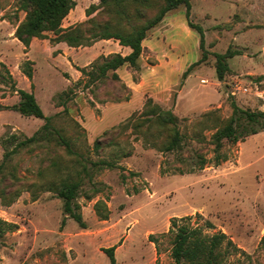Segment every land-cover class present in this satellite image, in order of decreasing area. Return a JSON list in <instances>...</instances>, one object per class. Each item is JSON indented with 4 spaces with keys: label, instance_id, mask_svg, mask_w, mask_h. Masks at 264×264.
<instances>
[{
    "label": "rangeland",
    "instance_id": "rangeland-1",
    "mask_svg": "<svg viewBox=\"0 0 264 264\" xmlns=\"http://www.w3.org/2000/svg\"><path fill=\"white\" fill-rule=\"evenodd\" d=\"M92 4L95 11L87 15ZM191 4V20L203 26L209 54L186 78L183 73L201 58L202 50L200 33L188 26L182 4L148 32L139 70L126 63L117 69V79L112 70L96 79L81 72L75 79L70 74L72 56L83 65L92 56L84 66L90 71L103 56L127 55L125 48L109 39L96 49L81 46L70 54L58 47L50 31L46 37H34L26 48L15 37L26 12L19 0H0V162L6 148L12 149L45 123L4 108L20 100L19 89L35 94L77 153L69 156L64 146L46 139L13 154L0 175V189L8 185L6 192L21 193L11 204H5L0 195V227L5 229L0 236V264H111L103 248L113 245L117 264H176L171 254L175 235L169 232L171 218L187 215L204 232L223 231L240 247L224 253L222 264H264V130L236 143L224 139L220 153L228 159L220 164H216L213 142V134L232 115L233 100L244 109L264 111V0H191ZM89 17L114 19L99 0H77L63 27L69 29ZM229 48L239 54L228 59L230 70L221 81L214 52ZM28 61L31 79L24 73ZM129 84L140 88L133 101L137 108L121 114L110 105L133 98ZM149 98L180 118L185 135L181 149L162 152L152 146L159 143L154 135H138L123 127ZM105 109L107 116H120L114 120L108 116L104 129L95 131L106 116ZM209 112L214 114L205 120ZM97 138L103 143L98 151L94 148ZM126 153L131 154L123 156ZM58 155L72 173L81 172L75 202L86 227L64 212V202L55 192L34 186L46 185L55 177L48 167ZM202 155L208 162L199 169ZM101 160L118 164L92 165ZM161 166L169 170L166 175L160 173ZM15 177L21 179L17 186ZM207 220L215 227L208 228Z\"/></svg>",
    "mask_w": 264,
    "mask_h": 264
},
{
    "label": "trees",
    "instance_id": "trees-1",
    "mask_svg": "<svg viewBox=\"0 0 264 264\" xmlns=\"http://www.w3.org/2000/svg\"><path fill=\"white\" fill-rule=\"evenodd\" d=\"M19 4L20 9L26 12V16L18 24L15 37L26 48L30 46L34 37H46L45 34L49 31L56 35L54 42L65 41L72 47L90 46L102 39H116L122 46L131 48V52L127 55L116 52L103 56L102 62L92 65L90 71L84 67L78 68L83 74H88L93 79L107 76L110 70L113 71V77L117 79L119 78L117 69L126 63L139 70L138 60L143 53V41L146 39L148 32L162 22L168 12L182 4L186 6L188 25L200 33L199 46L202 50L201 58L191 64L183 73L184 78L191 73L195 66L202 64L208 59L209 53L206 49L204 28L191 20V0H99V5L113 15V21L89 17L85 22L78 23L69 29L63 27V21L76 6L77 0H19ZM94 7L95 5L92 4L87 10V15H91L95 11ZM236 54H239V51H234L231 48L223 53L214 52L216 73L219 80H224L230 70L228 59ZM24 73L30 79L33 77L30 61L27 62ZM261 77L264 78V75ZM18 93L20 100L12 106H5L4 108H12L26 116L42 118L45 123L33 135L25 136L17 141L12 149L6 148L3 159L0 162V175L5 174L8 162L15 152L20 148H29L41 140H55L59 145L64 146L67 155H77L73 150L71 140L61 134L55 126L54 116L44 113L35 94L25 89H19ZM60 105H64V103ZM232 107V115L213 134V142L216 151H218L215 157L216 164L228 159L226 156H221L220 153L224 139L236 143L240 140L244 141L248 136L264 130L263 110L252 111L244 109L234 100L232 101ZM0 108H3V105H0ZM207 114L205 120L211 118L214 112ZM179 125L180 118L171 108H164L152 98H149L144 103L143 110L133 112L127 118L123 127L131 128L138 135L152 134L159 142L153 143V147L158 148L162 152H173L183 147L185 135L180 130ZM8 141L10 142L11 140L9 139ZM102 146L101 139L97 138L94 148L98 151ZM130 154L126 153L123 156H129ZM52 158L54 160L51 161L48 170L55 173V177L49 182H45L44 184L46 185L37 182L38 185L34 186L38 187V190L42 188L44 191L55 192L64 202V212L69 214L80 226L86 227L82 213L78 211L80 205L75 202L82 185L81 172L75 171V173H72L74 170L64 165L63 161L60 160V155ZM207 162V157L202 155L198 168H205ZM103 164L109 167H117L118 163L108 160L92 161L93 166ZM83 170H87L86 165L83 166ZM168 172L169 170L161 166L160 173L162 175H166ZM180 173L184 174V172ZM74 174L77 176L74 177ZM39 178L43 180L45 173L41 172ZM14 179L16 181H14L13 185L17 186L21 179L20 177H15ZM7 188H9L8 185H3L0 189V195L2 200L6 202L5 204H11L20 195L21 190L10 193L6 192ZM191 219V215L171 218L169 232L175 234L171 254L176 264H222L224 253L228 254L231 249L240 250V247L235 245L233 239L227 233L217 231L213 234H208L204 232L202 226L191 224L188 221ZM63 221L65 222V219ZM5 224L12 226L11 223ZM206 226L208 228L215 227L210 220L206 221ZM4 230L0 227V236L4 233ZM152 236L151 234L149 238L156 243L157 251H159L157 242L151 239ZM262 239L264 240V237ZM116 248V245L103 248V251L109 255L111 264H117Z\"/></svg>",
    "mask_w": 264,
    "mask_h": 264
},
{
    "label": "crops",
    "instance_id": "crops-1",
    "mask_svg": "<svg viewBox=\"0 0 264 264\" xmlns=\"http://www.w3.org/2000/svg\"><path fill=\"white\" fill-rule=\"evenodd\" d=\"M170 12H168V14H169ZM164 20V19H163ZM163 20H162V22L160 23V25L163 23ZM186 21H187V19H186ZM187 23H188V21H187ZM63 26H65V25H63ZM189 26V25H188ZM104 41H109V39L107 40V39H103V40H100V41H97L94 45H92V46H88V48L89 49H96L97 48V46H103V44H106V43H104ZM144 42H145V40H144ZM144 42H143V46H144V51H145V44H144ZM58 44V47L59 48H66L64 51L66 52V53H70L71 54V52L72 51H75V49H76V47H72V46H69L66 42H64V41H62V42H59V43H57ZM119 45H120V43H119ZM31 46H33V44L31 45ZM120 47H124L125 48V53L126 54H129L130 53V50H131V48L130 47H128V46H121L120 45ZM61 55H63V54H61ZM72 61H69V65H70V70H71V68L73 69L74 68V71L72 72V73H70V74H72L73 75V77L75 78V79H78L79 77H80V74H81V71L78 69V67L79 66H86V65H88L90 62H91V60L93 59L92 58V56L87 60V62L83 65V64H79L78 62H76L75 60H74V58H73V56H72ZM73 63L76 65H78V67H75L74 65H73ZM129 86H131V89H132V92H133V98L131 99V100H129V101H125V102H122V103H120V102H117V103H113V104H111L110 106H115L116 107V109H119V110H121V114H123V112L122 111H127V110H129V108H131L130 110H129V112H128V114L129 113H131L132 111H134V110H136V108L135 107H133V101H134V98L136 97V96H139V92H140V88L137 86V84H129ZM154 90L155 91H157V89H155L154 88ZM183 91V90H182ZM182 91L180 92V94L182 93ZM156 96V95H155ZM179 101H180V98H178V104H179ZM178 104H177V107H178ZM109 106V105H108ZM109 106V107H110ZM142 106V105H141ZM141 106H139V107H141ZM109 107H107V108H109ZM138 107V108H139ZM133 108V109H132ZM107 109H105V113H104V115H106V113H107V111H106ZM109 116V115H108ZM107 115L104 117V119L100 122V124L101 123H103L104 122V124H102V125H100L99 123H97V127H96V130L95 131H97V130H99V129H104V126H105V123H106V119H107V117H108ZM111 116V117H110ZM109 117H108V119H111V120H114V119H116V118H118V116H120V114L119 115H117V114H114V115H110ZM95 128V127H94ZM91 134V133H90Z\"/></svg>",
    "mask_w": 264,
    "mask_h": 264
}]
</instances>
